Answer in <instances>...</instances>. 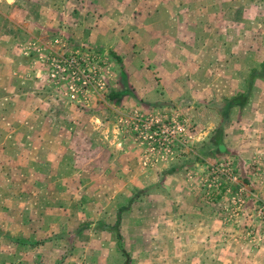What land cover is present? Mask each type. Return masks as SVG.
Listing matches in <instances>:
<instances>
[{
    "label": "rangeland",
    "instance_id": "1",
    "mask_svg": "<svg viewBox=\"0 0 264 264\" xmlns=\"http://www.w3.org/2000/svg\"><path fill=\"white\" fill-rule=\"evenodd\" d=\"M0 54V264H264V0H0Z\"/></svg>",
    "mask_w": 264,
    "mask_h": 264
},
{
    "label": "crops",
    "instance_id": "2",
    "mask_svg": "<svg viewBox=\"0 0 264 264\" xmlns=\"http://www.w3.org/2000/svg\"><path fill=\"white\" fill-rule=\"evenodd\" d=\"M1 57V54H0ZM141 62V61H140ZM138 66H140V63L136 61ZM125 68L127 70V81L128 86H132V89H135V92L137 93L139 97L140 103H147L151 104V102L158 103L159 101V93L157 92V89H155L152 80H150V76L147 78H143L141 74H138V68L136 65L133 64H127L124 62ZM143 74V71H142ZM4 80H6V83L4 80H0V86H3V84L7 85V81L10 84L11 81V75L10 73L3 76ZM4 81V82H3ZM5 171H9V169H4ZM10 172V171H9ZM10 176H8L9 178Z\"/></svg>",
    "mask_w": 264,
    "mask_h": 264
},
{
    "label": "trees",
    "instance_id": "3",
    "mask_svg": "<svg viewBox=\"0 0 264 264\" xmlns=\"http://www.w3.org/2000/svg\"><path fill=\"white\" fill-rule=\"evenodd\" d=\"M264 73V62H263V70L262 71H258V70H255L254 71V74H253V76L252 77H260L262 74ZM253 79V78H252ZM252 79H250V82H249V84H248V87H247V89H248V91H245V92H238L237 94H235L234 96H232V97H227L225 100H226V109L227 110H230L231 108H233V107H244L245 105H246V103L248 102V100H249V96H250V94H251V92H252V89H253V82H252ZM121 94L122 93H116V94H113L112 95V98H116V97H120L121 96ZM225 113V114H224ZM227 111L225 110L224 112H223V114H222V118H224V119H226L227 118ZM224 128H223V126L222 127H220V131H218V132H220L221 133V131L223 130ZM218 136L219 135H216L214 138H213V141H219L218 140ZM119 219H120V217H119ZM119 222H120V220H119ZM115 229H116V227H115ZM117 235H118V240H119V246H120V249H121V251H122V253H124L125 255H126V258L128 259L127 260V263L126 264H130V256H129V254L126 252V250H125V248L122 246V244H121V239H122V236H121V234H120V232H117Z\"/></svg>",
    "mask_w": 264,
    "mask_h": 264
},
{
    "label": "built area",
    "instance_id": "4",
    "mask_svg": "<svg viewBox=\"0 0 264 264\" xmlns=\"http://www.w3.org/2000/svg\"><path fill=\"white\" fill-rule=\"evenodd\" d=\"M72 64V63H71ZM90 70L91 69H89V68H80V67H77L75 64L73 65V71H72V75H73V77H82V80H83V83L85 84V85H88L89 83H91L92 82V80H94V76H92V74H91V72H90ZM147 123H149V122H147ZM147 123L145 124V122H143L142 121V125H147ZM151 124H153V126H157L156 124H158L157 122L156 123H151ZM158 128V131H155V133H154V135H159V133H160V127H157ZM174 131H172V132H168V134H167V136H170V135H172L173 137V140H174V133H173ZM264 203H263V205L261 206V210L264 212Z\"/></svg>",
    "mask_w": 264,
    "mask_h": 264
}]
</instances>
